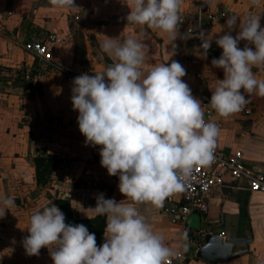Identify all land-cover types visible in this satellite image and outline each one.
Segmentation results:
<instances>
[{"label":"crops","instance_id":"crops-1","mask_svg":"<svg viewBox=\"0 0 264 264\" xmlns=\"http://www.w3.org/2000/svg\"><path fill=\"white\" fill-rule=\"evenodd\" d=\"M75 4L79 8L67 10L50 5L49 0H0V196L15 200L0 218V264H53L47 248L39 256H28L22 246L31 215L51 203L58 206L59 199L68 198L74 217L91 218L98 194L117 202L126 199L118 190V176H109L100 165V146L85 145L79 113L71 102L76 76L101 72L113 63L100 48L106 37L142 43L145 72L171 60L181 63L187 72L182 79L201 101L207 121L218 126L216 148L227 157L240 151L242 161L264 166V97L250 96L241 112L227 118L201 99L203 94L211 98L216 79H223V70L213 68L211 60L222 53L215 39L227 31V16L235 14L243 21L261 15L264 27V0L256 5L251 0H208V5L203 0H183L180 33L191 26L213 36L206 59L196 51L198 39L178 38L174 50L169 34L127 23L125 0H75ZM49 35L53 37L47 39ZM33 37L46 41L51 52L48 61L23 48ZM245 43L241 41L239 47ZM253 70L257 79L264 80V69ZM46 154L59 158V163L38 181L35 158ZM206 202V214L188 219L196 232L195 242L203 243L204 234L212 229L220 231L223 239L250 237L251 241L238 245L233 257L211 263L196 258L195 243L189 244L193 256L188 264H264V195L225 174L223 182L208 192ZM163 204L135 207L175 252L181 248L178 226L168 221Z\"/></svg>","mask_w":264,"mask_h":264},{"label":"clouds","instance_id":"clouds-1","mask_svg":"<svg viewBox=\"0 0 264 264\" xmlns=\"http://www.w3.org/2000/svg\"><path fill=\"white\" fill-rule=\"evenodd\" d=\"M125 3L127 23L169 34L174 50L178 38L198 39L201 43L196 51L207 58L213 36L191 26L180 33L183 0ZM203 3L208 5V0ZM251 3L256 5L259 0ZM49 4L67 10L79 8L75 0H49ZM260 20L261 15L243 21L228 15L227 31L215 39L222 53L211 65L224 75L216 79L208 105L220 117L241 112L252 95L264 97V80L257 79L253 70L264 69ZM241 41L247 42L243 48L239 47ZM143 47L133 38L118 41L106 37L100 48L113 63L72 81L71 102L79 113L77 123L84 143L100 146V165L109 176H118V190L126 198L117 202L103 193L96 196V205L90 209L95 216L106 218L103 244L97 245L95 233L85 225L66 223L65 214L51 203L30 217L29 235L22 240L26 255L39 256L47 248L53 264H165L169 258H180L135 205L160 207L166 197L184 191L196 168L213 163L219 129L216 123L205 121L201 101L182 79L187 75L184 66L171 60L145 72ZM14 206L13 197L0 196V218Z\"/></svg>","mask_w":264,"mask_h":264},{"label":"built area","instance_id":"built-area-1","mask_svg":"<svg viewBox=\"0 0 264 264\" xmlns=\"http://www.w3.org/2000/svg\"><path fill=\"white\" fill-rule=\"evenodd\" d=\"M53 36L49 35L47 39ZM23 48L31 52L42 61H48L51 56L46 41L40 38H30L23 43ZM94 75V74H91ZM204 105L210 101V96H201ZM206 122L207 118L204 116ZM214 161L211 167H198L194 170L191 180L182 192L173 193L164 199L163 212L171 224L178 226L181 239V248L175 252L180 253V258L172 257L165 264H188L193 254L183 245L195 243V251L202 245L195 242L193 228L188 224V219L193 214L204 215L208 212L206 195L213 185L221 184L223 176L229 175L236 182L244 181L251 192L264 195V166L249 164L241 160V152L236 151L232 157H227L222 150L215 148ZM186 233V239L184 235Z\"/></svg>","mask_w":264,"mask_h":264},{"label":"trees","instance_id":"trees-1","mask_svg":"<svg viewBox=\"0 0 264 264\" xmlns=\"http://www.w3.org/2000/svg\"><path fill=\"white\" fill-rule=\"evenodd\" d=\"M36 173L38 181H43L46 176L59 163V158L49 154L40 155L35 158ZM59 208L65 214L66 223L83 224L89 232L95 233L97 245H102L104 242V228L106 226V218L103 216H94L91 218H76L72 214L71 204L68 198L59 199L57 201Z\"/></svg>","mask_w":264,"mask_h":264},{"label":"water","instance_id":"water-1","mask_svg":"<svg viewBox=\"0 0 264 264\" xmlns=\"http://www.w3.org/2000/svg\"><path fill=\"white\" fill-rule=\"evenodd\" d=\"M250 237L227 236L224 239L220 231L212 229L203 236V243L196 251V258L211 263L233 257L238 245H248Z\"/></svg>","mask_w":264,"mask_h":264},{"label":"rangeland","instance_id":"rangeland-1","mask_svg":"<svg viewBox=\"0 0 264 264\" xmlns=\"http://www.w3.org/2000/svg\"><path fill=\"white\" fill-rule=\"evenodd\" d=\"M192 261V260H191Z\"/></svg>","mask_w":264,"mask_h":264}]
</instances>
